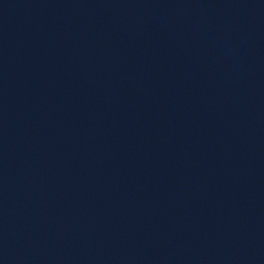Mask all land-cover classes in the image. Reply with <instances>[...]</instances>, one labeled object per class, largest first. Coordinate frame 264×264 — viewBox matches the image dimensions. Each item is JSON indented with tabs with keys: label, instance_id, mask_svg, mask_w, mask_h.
Segmentation results:
<instances>
[{
	"label": "water",
	"instance_id": "obj_1",
	"mask_svg": "<svg viewBox=\"0 0 264 264\" xmlns=\"http://www.w3.org/2000/svg\"><path fill=\"white\" fill-rule=\"evenodd\" d=\"M0 264H264V0H0Z\"/></svg>",
	"mask_w": 264,
	"mask_h": 264
}]
</instances>
